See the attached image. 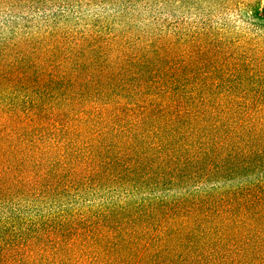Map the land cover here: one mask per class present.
I'll use <instances>...</instances> for the list:
<instances>
[{"label": "trees", "instance_id": "16d2710c", "mask_svg": "<svg viewBox=\"0 0 264 264\" xmlns=\"http://www.w3.org/2000/svg\"><path fill=\"white\" fill-rule=\"evenodd\" d=\"M262 9L0 0V264H264Z\"/></svg>", "mask_w": 264, "mask_h": 264}, {"label": "rangeland", "instance_id": "374dc122", "mask_svg": "<svg viewBox=\"0 0 264 264\" xmlns=\"http://www.w3.org/2000/svg\"><path fill=\"white\" fill-rule=\"evenodd\" d=\"M262 3H264V0H262ZM237 13L239 14V11H236V12L235 11L227 12L226 15H225V17H227L230 20L235 21L237 23L240 22L243 25H246V23L244 21H239V15ZM258 14H259L258 15L259 20H262L263 21L264 20V9H262L261 12H259ZM241 15H243L242 17H243L244 20H248V14L244 10L241 11ZM251 16H253V15H251Z\"/></svg>", "mask_w": 264, "mask_h": 264}]
</instances>
